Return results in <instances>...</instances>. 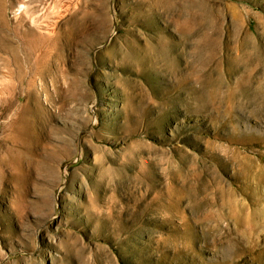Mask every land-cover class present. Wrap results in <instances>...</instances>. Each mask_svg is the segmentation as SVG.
Segmentation results:
<instances>
[{"label": "rangeland", "instance_id": "1", "mask_svg": "<svg viewBox=\"0 0 264 264\" xmlns=\"http://www.w3.org/2000/svg\"><path fill=\"white\" fill-rule=\"evenodd\" d=\"M0 264H264V0H0Z\"/></svg>", "mask_w": 264, "mask_h": 264}, {"label": "bare ground", "instance_id": "2", "mask_svg": "<svg viewBox=\"0 0 264 264\" xmlns=\"http://www.w3.org/2000/svg\"><path fill=\"white\" fill-rule=\"evenodd\" d=\"M43 41H44V38H38V39L32 41L31 42V50L37 49L39 46L42 45Z\"/></svg>", "mask_w": 264, "mask_h": 264}]
</instances>
